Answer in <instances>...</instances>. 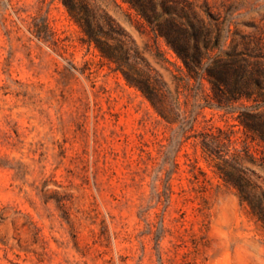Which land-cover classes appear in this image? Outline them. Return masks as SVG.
I'll return each instance as SVG.
<instances>
[{
  "label": "rangeland",
  "instance_id": "374dc122",
  "mask_svg": "<svg viewBox=\"0 0 264 264\" xmlns=\"http://www.w3.org/2000/svg\"><path fill=\"white\" fill-rule=\"evenodd\" d=\"M84 1L130 62L180 91L184 122L85 41L62 0H0V264H264V226L201 145L223 128L226 152L253 154L245 165L264 191V141L237 119L264 99L218 107L209 80L189 77L130 3ZM167 1L206 16L207 54L241 52L264 89V0Z\"/></svg>",
  "mask_w": 264,
  "mask_h": 264
},
{
  "label": "trees",
  "instance_id": "16d2710c",
  "mask_svg": "<svg viewBox=\"0 0 264 264\" xmlns=\"http://www.w3.org/2000/svg\"><path fill=\"white\" fill-rule=\"evenodd\" d=\"M124 1L130 3L152 29L166 39L168 45L182 59L189 77L197 79L204 76L209 80L213 99L218 107L223 108L244 99H264V89L261 86L263 81L241 52L221 49L219 54H207L205 49H209L210 23L206 21V16L201 15L195 8L179 7L169 4L167 0ZM62 2L84 31L85 41L93 42L103 56L113 61L117 69L123 72L128 83L138 87L165 120L171 123L184 122L181 118L183 112L179 90L173 96L170 91L156 86L151 77L130 62L131 55L127 49H124L123 41L117 40L116 43H111L106 38L103 25L96 20L84 0H62ZM33 32L39 38L46 39L42 34L43 28L37 27ZM237 119L246 133H252L253 139L259 137L264 141V112L244 108ZM218 129L219 133L208 131L201 133L202 148L215 160L214 166L220 176L226 183L236 188L241 200L249 205L251 215L264 226V191L251 178L255 171L245 165L246 161L255 163L253 154L246 148L245 156L237 149L231 154L229 149L226 152V131L221 127ZM227 139L232 143L230 135H227ZM147 226L149 232H153L156 224L147 222ZM158 228L157 237L160 231L164 230L163 220ZM204 228H207V224L203 221L200 231L203 232ZM192 239L196 253L207 244L206 236L202 233ZM185 264H197V262L186 260Z\"/></svg>",
  "mask_w": 264,
  "mask_h": 264
}]
</instances>
